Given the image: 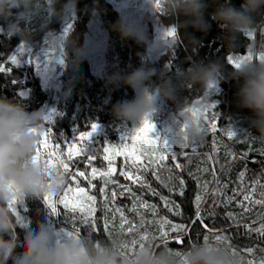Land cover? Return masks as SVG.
Masks as SVG:
<instances>
[{
	"label": "trees",
	"instance_id": "1",
	"mask_svg": "<svg viewBox=\"0 0 264 264\" xmlns=\"http://www.w3.org/2000/svg\"><path fill=\"white\" fill-rule=\"evenodd\" d=\"M242 2L243 0H232V3L237 7H240ZM76 9L82 16L80 29L85 28L84 24L90 13L96 11L97 16L100 17L108 30L110 38L105 55V76H96L88 61L76 58L70 49V56L66 55V62L59 72V87L55 92L44 89L32 66L11 63L9 53L14 51V45L22 38L19 37L18 41L11 40L12 37L7 35L5 28L0 27V63L11 68L10 73H0V97L20 100L28 106L29 111L42 107L47 109L52 114V119L47 121L44 126L51 130L53 144H59L60 150L63 152L67 151V143L74 141L79 133L90 131L93 124L97 125V132L92 138V145L98 149L96 159L92 161L91 165H88L83 155L73 156L71 164L72 171L79 169L86 175H91L92 167L100 170L108 168L109 161L103 159L105 153L102 149L105 144H120L125 141L122 136L135 133L132 131L131 121H123L113 115V105L117 101L131 100L135 95L133 90L124 84L116 87L108 82L118 69L131 72L140 67L142 63L161 69L167 64L170 69L168 75L171 76L180 69L186 70L194 60L207 62L217 58L224 60L227 67L232 65L227 59L231 53L246 52L253 40L261 42V33H264V9H262L256 15L259 27L254 38L241 36L237 47L230 50L225 42V33L216 22L211 21L212 28L209 33L206 35L200 32L194 33L196 37L202 39V45L198 49H193L188 42V37L182 32L178 45L173 51H167L158 60L151 61L147 56L145 42L138 44L134 39H122L120 34L113 30V25L122 18L110 0H79ZM164 19L174 22L175 18L166 15ZM55 20L60 21L58 18L48 15L46 23L43 16H38L26 23L32 36L35 37L39 29L43 28L46 31L48 28H52ZM187 31L191 33L194 30L188 29ZM70 39L75 40L71 47H78L83 42L82 33L78 34L77 30L72 31ZM153 81L159 82L156 77H153ZM218 89V92L215 90L202 92L199 88H186L178 93L176 102L164 101L165 108L169 113L181 110V105L185 107L199 105L197 101L201 102L208 97L209 100H212L211 103L216 104V108L209 110L207 115L211 116L212 112L218 113L217 131L215 133L209 131L204 134V140L197 144L196 154L192 153L191 146L182 149L181 146L174 145L175 152L184 151L188 155H177L176 160H173L170 155H166L162 162L164 167L159 168L157 165L156 175L167 181L173 191H169V187L156 179L151 168L145 174V179L159 195H153L147 188L132 184L131 181L125 180L119 175L124 170L135 172L134 166L130 167L132 165L131 158L125 163L122 155L113 157L112 165L116 169L113 178L118 184L130 185L138 197L156 207V212L153 213L146 208H141L137 202L138 213H142L145 220L142 227L140 226L141 215L131 211L133 197L127 193L119 195L121 188L111 183L105 187L104 181L97 173V177L92 181L95 184L94 188L83 177H78V179L80 186L84 187L89 195L96 197L94 206L99 231L92 232L89 236L90 230L82 223V213L72 212L64 208L63 205H57L60 215L55 216L50 213L43 201L18 204L17 208L25 219L27 227L17 222L15 253L23 251L20 245L24 235L35 229L38 223H43L49 228L50 224L55 226L53 222L56 221L58 227L70 231L79 230L82 238L94 242L109 243L115 239L130 244L133 238L138 240L139 235L145 231L158 237V221L160 218H167L172 224H180L187 229L181 233L170 232L167 247L172 250L184 252L192 245L204 241L206 236L215 241V235L219 234L228 238L226 244H230L235 249L240 264H249L250 261L254 264H261L264 261V236L258 232L250 231L245 225L250 228H258L261 223H264V205L252 203L254 200L264 199V196H261V193L264 192V187H262L264 185V142L258 141L253 135L255 130L250 129L248 118L253 113L248 109L237 107V82L223 83ZM20 93H24V95L21 96ZM200 119L204 124L203 117ZM177 124L179 122L173 123V126ZM229 130L235 131L236 136L229 138L226 135ZM171 132H169L170 140L166 139L165 134H162L161 140L171 141ZM175 135L176 133L174 137ZM130 140L128 139L129 142ZM153 159H155V154H153ZM137 163L145 165L148 163V158L141 155ZM177 163L184 167L176 168L175 164ZM189 172L193 175L190 176ZM241 173L244 174L243 178H241ZM170 176L171 180L168 179ZM177 177L185 181L183 196L178 194L180 185ZM257 180H259V184L255 183ZM69 183L73 187L76 186L75 181H69ZM205 184L206 188H204ZM225 185L226 187H224ZM253 187L255 188L254 192H252ZM113 189L118 193L114 203L111 197ZM217 189L223 195L217 196ZM63 192L64 190L59 195H63ZM250 192L251 200L245 201L244 195ZM198 193L204 197L201 209L203 223L200 221L193 223L194 199ZM234 193H239V195H236L231 203L226 204L227 198L233 196ZM105 196L108 197L106 209ZM161 197L168 198L173 211H169L165 207V201ZM53 199L55 200L56 197ZM240 202H243L244 207L249 208V211L245 212ZM174 205H179L183 215H175ZM117 207L122 208L128 220L140 228L139 233L135 230L129 233L127 223L121 231L120 215L118 212H114ZM229 212L235 216V223L228 217ZM104 218L109 221L107 229L104 228ZM165 231H170V226H165ZM109 232L112 233L111 236H109ZM177 236L180 237V240H177ZM152 245L157 251L164 247L159 239L152 241ZM249 249L251 251H248ZM9 264H12L11 260Z\"/></svg>",
	"mask_w": 264,
	"mask_h": 264
},
{
	"label": "clouds",
	"instance_id": "2",
	"mask_svg": "<svg viewBox=\"0 0 264 264\" xmlns=\"http://www.w3.org/2000/svg\"><path fill=\"white\" fill-rule=\"evenodd\" d=\"M79 0H0V27L18 36L25 42L31 37L27 26L30 18L47 16L68 22L72 18ZM157 11L175 18L167 29H175V37H166L158 50L173 51L180 40V33L188 37L194 50L202 45L195 32L204 35L212 28L211 21L225 33V42L230 50L237 47L241 36H254L258 31L256 15L264 9V0H243L240 7L232 0H153ZM213 5H215L213 7ZM211 9V11H209ZM183 19H180V18ZM193 29L189 33L187 30ZM122 39H134L144 43L146 37L137 27L120 19L113 25ZM56 44L70 56L72 40L69 35L57 38ZM253 58L226 67L225 61L194 60L186 69L168 75L167 64L163 68L141 64L131 72L117 70L109 83L119 87L124 84L135 93L131 100L124 99L113 105V115L123 121L143 123L160 111L161 101L178 99V93L186 88H199L202 92L215 90L223 83L236 81L237 107L250 110L248 118L253 135L264 142V33L261 42L251 44ZM153 77L159 81L154 82ZM242 81V83H241ZM183 109L186 107L181 105ZM205 105L196 107L202 113ZM45 108L29 111L20 100L0 97V264H240L237 254L223 242L208 239L192 245L178 255L168 247L155 250L151 242L141 249L137 246L131 255H123L120 241L97 243L85 238L57 239L43 223L28 231L21 242L23 251L15 253L17 247V219L10 202L18 204L36 203L46 194H59L68 183V177L53 172L49 177L42 175V168L33 164L32 157L40 144L39 130L48 120ZM182 117V124L173 139L175 145L198 144L204 140L203 122L190 114Z\"/></svg>",
	"mask_w": 264,
	"mask_h": 264
},
{
	"label": "snow or ice",
	"instance_id": "3",
	"mask_svg": "<svg viewBox=\"0 0 264 264\" xmlns=\"http://www.w3.org/2000/svg\"><path fill=\"white\" fill-rule=\"evenodd\" d=\"M157 7H159V0H156ZM71 25H68V28L65 31V35H68V33L71 31ZM7 35L11 36L10 33L7 32ZM166 37H175V29L167 30L165 33ZM253 37L254 36H250ZM252 51L251 49L248 50L246 55H239V56H229L227 59L228 61L234 65L238 66L239 63L252 59ZM258 58H264V57H258ZM11 60V63L13 65L19 64V59L13 55L9 57ZM10 73L11 68L6 67L3 63H0V73ZM15 82V81H14ZM215 91H219L218 88L215 89ZM21 96L24 95V93H20ZM197 103H201L200 101H197ZM216 104L215 103H209L205 105V108L203 109V113L198 111L194 107H186L183 109V111L180 113L181 116H184L185 114H190L193 118L197 120H201L200 117L203 115L204 124L202 126V131L204 134L211 131L215 133L217 131V119H218V113L212 112L211 116H208L207 113L211 109H215ZM52 114H49L48 120L51 121ZM98 126L93 124L91 126L90 131H84L79 133L78 137L72 141L71 143H67V151L63 152L60 150L59 144H53V141L51 139L52 134L51 130L45 126H42L39 130V135L41 136V141L39 146L37 147L35 154L32 157V163L40 166L42 168V175L45 177H49L53 174V172H63L68 177V183L66 187L64 188L63 195H59L56 193H49L46 194L43 200L44 205H46L50 213L55 216H59L60 212L58 210L57 205H63L64 208L69 209L72 212L79 211L82 213V223L90 230L89 236H91L92 232L99 231L97 227V219L95 217V202L96 197L94 195H89L88 191L80 186L78 177H83L85 180H87L88 184L91 187H95V184L92 183L93 179L97 177V173H99L100 179L104 181V186L107 187L109 183L118 186L121 188V192L119 195L129 194L133 197V204L131 211L138 213L137 208V202H139V205L141 208H146L153 213L156 212L155 205H149L146 201H143L140 197L136 195V193L132 190V187L130 185H120L118 182L113 178L114 173L116 169L112 165V159L116 155H122L125 159V163H127L128 159L131 158L132 160V166L135 168V172L124 170L119 173L121 177H123L125 180L131 181L132 184H138L143 188H147L149 191L152 192L153 195H159L154 189L151 188V185L148 183V181L145 179V174L150 170L153 171V175H155L157 180H160L161 183H163L166 187H169V191H173V188L169 186L168 182L161 178V176L156 175L157 165L159 168H163V161L165 160L166 155H170L173 160H176L177 155L181 156H187L188 153L181 151L180 153H177L173 150V146L175 145L174 142H169L168 140H161L159 137H154L152 135L155 125L151 122L149 118H145L141 127L138 128L135 132V134L132 136L130 142L125 141L120 144H105L103 146V152L105 153L103 159L109 161L108 168L106 170H100L96 167L91 168V175H86L84 171H80L77 169L76 171L71 170V164L73 163V156H81L86 160V163L88 165H91L92 161L96 159V153L98 151L97 147H94L92 145V138L97 132ZM226 135L229 138H233L236 136V132L233 130H229L226 132ZM191 146V150L193 154L197 153V144H183L181 145L182 149H186ZM43 149V150H42ZM75 149V151H73ZM153 154H155V159H153ZM144 155L148 158V163L145 165H141L137 163L140 160V156ZM211 159V157H209ZM159 162V164H158ZM176 168H183L184 166L177 163L175 164ZM169 172H171V169H169ZM189 175H193V173L189 172ZM241 178H243V173L240 174ZM169 180L172 179L170 176L168 178ZM177 179H179L177 177ZM69 181H75L76 186L73 187ZM256 184H259V180L255 182ZM179 195H184V189H185V181L183 179H179ZM207 185H204V188H206ZM226 187V185L224 186ZM264 187V185H262ZM103 190V189H102ZM255 191V188L253 187L252 192ZM118 193L113 189L111 192L112 202H115V199L117 197ZM216 195L221 196L223 193L220 192L219 189L216 190ZM236 195H239V193H234L233 196H230L227 198V203H231L232 200L235 198ZM261 196H264V192L261 193ZM56 197L54 200L53 198ZM162 200L165 201V207L169 209V211H173V207L170 206L168 198L167 197H161ZM203 195L197 194L194 199V205H195V216L193 219V223L196 221H200L203 223V217L201 216V209H202V203H203ZM243 199L245 201L251 200V192L244 195ZM108 203V197L105 196V209L107 208ZM254 204H260L264 205V199H257L252 201ZM174 204V202H173ZM241 207H243L244 211H249V208L244 207L243 202H240ZM17 201L10 202V206L13 208V211L15 213L17 222L21 224L22 226L27 227L25 219L21 216L18 208H17ZM175 208V215H183L182 211L179 209V205H174ZM114 212H118L120 215V229L123 231L124 225L127 223L129 225L127 231L129 233H132L134 230L139 233L140 228L137 227L135 224H132L131 221L128 220V217L125 215L124 210L122 208H115ZM141 215L140 220V226L142 227L145 223V220L143 218L142 213H138ZM214 214V213H212ZM228 217L233 220V222H236L235 216L229 212ZM104 228L107 229L109 227V221L107 218H104L103 221ZM159 225V236H153L150 235L148 232H143L139 235V239L133 238L131 240V243L126 242H120V249L123 255H131L139 246L141 249L144 247V244L146 242H151L154 240L159 239L161 244L164 245V247H167L168 239L170 232H185L187 229L180 224H172L170 220L167 218H160L158 221ZM165 226H170V231H165ZM245 227L249 228L250 231H255L260 233L262 236H264V223H261L258 228H250V226L245 225ZM211 231V229H209ZM111 232H109V236H111ZM67 237L70 239H80L82 238L80 235L79 230L76 231H70L67 234ZM227 237L222 235H215V241L216 242H223L226 243ZM177 240H180V237L177 236ZM205 242L208 241L207 236L205 237ZM100 243V242H97ZM153 246V245H152ZM234 254H237L235 249L232 248V246L228 245ZM248 251H251L249 249ZM178 255L182 254V252H177ZM249 264H254V262H249ZM261 264H264V261L261 262Z\"/></svg>",
	"mask_w": 264,
	"mask_h": 264
},
{
	"label": "rangeland",
	"instance_id": "4",
	"mask_svg": "<svg viewBox=\"0 0 264 264\" xmlns=\"http://www.w3.org/2000/svg\"><path fill=\"white\" fill-rule=\"evenodd\" d=\"M110 2L113 4L122 19L134 24L146 37L145 43L147 46V56L151 61L158 60L167 52L165 50H158V46L166 38L165 33L173 22L164 19L166 18L165 13L156 10L153 0H110ZM81 17L80 13L77 9H75L73 10L70 21L65 23L55 20L52 24V28H48L46 31L41 28L37 31V35L35 37L32 36L28 42H25L22 39L15 44L14 51L9 53V57L15 55L20 61L19 64L32 66L42 87L55 92L59 87L58 77L60 69L66 62L65 50L57 46L56 40L58 37L65 35L68 25H71V31L68 33L69 36L72 31L76 30L78 31V34L82 33L83 36L82 44L78 47H71V52L76 58L88 61L91 70L96 76L104 77L105 55L110 38L108 30L104 26L100 17L97 16L96 11H92L90 13L89 18L84 24V29L79 28L82 24ZM11 37V40L13 39L18 41V36ZM72 42H75V40ZM250 48L251 45H249L246 52L231 53L229 56L235 57L239 55H246ZM210 101L212 100H209V98L206 97L201 101V103H199V105L209 104L211 103ZM197 106L198 104L190 107L196 108ZM182 111L183 108L177 112L168 113L165 108L164 101H161L160 111L150 118L151 122L155 125L153 131L155 136H153L161 139L163 137L162 134H165L166 139H169V132L175 131L174 133L171 132L172 137L169 142H172L174 134L178 131V127H181L182 124V117L180 115ZM201 117H203V115H201ZM178 122L180 125L177 124L176 126H173V123L175 124ZM131 125L132 131L136 132V130L141 127L142 123L131 121ZM132 136L133 135H124L122 138L125 141H128V139H131ZM53 224L55 226L50 224L49 229L53 232L57 239L68 238L66 234L70 232V230L58 227V223L56 221H54Z\"/></svg>",
	"mask_w": 264,
	"mask_h": 264
}]
</instances>
